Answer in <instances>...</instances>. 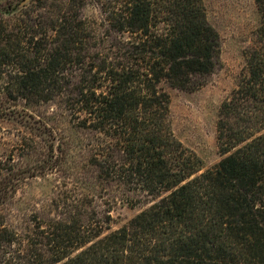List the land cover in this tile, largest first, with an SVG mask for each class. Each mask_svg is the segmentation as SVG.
Wrapping results in <instances>:
<instances>
[{"label": "trees", "instance_id": "obj_1", "mask_svg": "<svg viewBox=\"0 0 264 264\" xmlns=\"http://www.w3.org/2000/svg\"><path fill=\"white\" fill-rule=\"evenodd\" d=\"M24 1L0 10L6 96L61 97L76 127L96 136L95 177L144 208L112 230L107 211L77 206L15 225L8 205L22 177L0 160V264H264V0H255L260 24L218 109L221 158L207 169L175 137L162 86L194 90L220 64L202 0L109 1L98 27L115 34L110 57L93 51L85 3Z\"/></svg>", "mask_w": 264, "mask_h": 264}, {"label": "rangeland", "instance_id": "obj_2", "mask_svg": "<svg viewBox=\"0 0 264 264\" xmlns=\"http://www.w3.org/2000/svg\"><path fill=\"white\" fill-rule=\"evenodd\" d=\"M109 1L112 0H75V3H85L83 19L96 23L90 43L99 42L93 51L110 57L117 51L110 37L115 34L105 38L103 28L98 27ZM23 3L29 2L0 0V10L13 11L16 4ZM202 3L208 21L220 36V64L194 90H181L165 83L162 86L170 97L169 117L175 137L193 150L202 160V169H207L221 158L216 138L218 109L245 66L243 52L252 44L261 15L255 0H202ZM4 80L0 79V160L12 165L22 177L8 205L11 223L19 225L22 219L34 215H56L67 206H77L78 211L90 208L98 214L107 211L112 230L144 208L122 200L124 196L118 188L106 187L95 177L88 161L96 136L76 127L80 118L77 114L70 115L61 97L40 103L12 100L3 90Z\"/></svg>", "mask_w": 264, "mask_h": 264}]
</instances>
